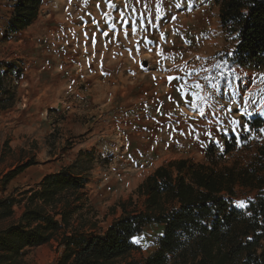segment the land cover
Returning a JSON list of instances; mask_svg holds the SVG:
<instances>
[{
  "label": "rangeland",
  "instance_id": "rangeland-1",
  "mask_svg": "<svg viewBox=\"0 0 264 264\" xmlns=\"http://www.w3.org/2000/svg\"><path fill=\"white\" fill-rule=\"evenodd\" d=\"M145 36L151 43L143 42ZM235 43V34L220 26L215 0H41L29 27L3 37L0 51V198L19 197L18 190L37 184L36 179L27 182L24 171L4 182L14 166L47 162L37 166L39 172L52 171L71 161L69 155L61 157L63 152L80 145L86 153L73 172L91 168L84 174L83 213L96 232H103L121 215L120 201L132 195L127 209L143 207L133 191L155 167L181 158L208 161L210 147L220 165L254 162L257 147L264 145V126L250 128L240 103H264V65L234 62ZM185 62L200 71L187 78L189 87L181 96L177 88L183 81L168 77L183 75ZM247 70L259 80L237 79ZM217 81L218 89L212 87ZM193 92L211 97V103ZM68 117L78 122L73 133H65ZM141 136L146 140L138 143ZM226 141L234 147L223 155ZM134 147L142 149L140 160L132 156ZM110 180L116 183L110 186ZM258 191L238 186L232 204L239 207L238 201ZM22 209L14 205L13 217L1 219L0 226L16 220ZM161 229L146 225L133 237L137 248L119 264L149 256ZM59 254L52 239L28 248L15 264H53Z\"/></svg>",
  "mask_w": 264,
  "mask_h": 264
},
{
  "label": "trees",
  "instance_id": "trees-1",
  "mask_svg": "<svg viewBox=\"0 0 264 264\" xmlns=\"http://www.w3.org/2000/svg\"><path fill=\"white\" fill-rule=\"evenodd\" d=\"M41 0H18L8 30L28 26ZM220 26L235 34L231 59L240 65H264V0H215ZM254 119L252 126L259 125ZM232 140L235 139L232 137ZM225 142L223 155L234 142ZM208 161L181 158L156 167L133 191L142 208L127 209L133 197L119 202L122 213L103 231L83 210L87 202L82 174L76 164L48 173L35 185L0 198V220L20 216L0 226V264H15L27 247L55 239L63 252L56 264H119L137 248L133 237L149 223L161 226L156 249L140 262L125 264H264V145L254 162L238 167L220 165L209 148ZM221 154L219 153L218 157ZM29 162L3 176L7 182ZM258 188L236 207V187Z\"/></svg>",
  "mask_w": 264,
  "mask_h": 264
},
{
  "label": "crops",
  "instance_id": "crops-1",
  "mask_svg": "<svg viewBox=\"0 0 264 264\" xmlns=\"http://www.w3.org/2000/svg\"><path fill=\"white\" fill-rule=\"evenodd\" d=\"M18 0H0V51L2 50V45H3V37H7V38H9L10 36H14L16 33H18L19 31H21L22 29H20V30H17V31H9L8 30V27H9V22H10V18H11V15H12V13H13V11H14V4L17 2ZM32 23V22H31ZM30 23V24H31ZM29 24V25H30ZM29 25L28 26H26V27H29ZM25 27V28H26ZM24 29V28H23ZM32 38H33V36H31V39L28 37V38H26L25 40L27 41V42H29V41H33L32 40ZM246 70V69H245ZM242 73H244L245 74V77L243 78L242 76H240L239 78H237V79H240L241 81L242 80H250L251 82L252 81H255L256 79H258L259 80V77H258V75H257V73H254V72H252V71H250V70H247V71H245V72H242ZM46 90H43L42 91V93L43 92H45ZM178 103H181V102H174L173 103V105H177ZM241 105V107H240V112H241V114H244L245 116H246V119H247V124H248V126L250 127V128H258L259 129V127H261V126H264V103H255V102H253V103H240ZM243 105H245V106H243ZM248 105H250V106H248ZM158 106H160V104H158ZM163 106V105H162ZM208 107V109H211L210 107H209V105L207 106ZM236 108V107H235ZM238 112V111H237ZM217 113H219V115H222L220 112H216L215 114H217ZM226 114V113H225ZM254 119H258V121H259V125H257V126H252L251 125V123H252V121L254 120ZM63 124H64V127H65V133H73V132H75V130H77V128H78V122L77 121H74V119L72 118V117H68V118H65V120H64V122H63ZM174 127V126H173ZM85 129V128H84ZM66 130H68V131H66ZM144 133H142L141 135H143ZM145 136V135H144ZM233 137H234V135H233ZM129 138V137H128ZM134 138V137H133ZM130 139V138H129ZM134 139H136V138H134ZM139 140V142L138 143H141V140L142 141H144V140H146V138L145 137H143V136H141V139H138ZM139 145H143V146H146V143H142V144H139ZM142 149L141 148H136V147H134L132 150H131V153H132V156H134L136 159H139L140 160V157H141V155H142ZM86 153V151L84 150V149H82V147H80V145H79V147H72V148H70V149H68V150H66L65 152H63L62 154H61V157H63V155H65L66 157H67V155H69V159L71 160V161H69L68 163H63L61 166H59L57 169H54V170H52V171H42V172H39V170H40V167H37V166H39V165H41V166H45L46 164H47V162H44L43 164H35V163H30V164H28L27 166H25L21 171H19L15 176H14V178L15 177H17L21 172L23 173V171H24V176L26 177V178H30V180H28L27 182H29V181H31V179L33 180V179H36V180H38L37 181V183L42 179V177L44 176V175H46V174H48V173H52V172H56V171H58V170H60L61 168H63V167H68V166H72L73 164H76V162H77V160H78V158H80L81 157V155H83V154H85ZM65 157V158H66ZM49 161H51V160H49ZM20 164H23V163H20ZM19 164V165H20ZM68 164V165H67ZM17 167V166H16ZM15 166H14V169L16 168ZM156 168V167H155ZM154 168V169H155ZM73 169H74V167H73ZM91 168H86V169H84V171H82V174L84 175L85 173H87V172H89V170H90ZM26 171V172H25ZM150 173H152V172H150ZM149 173V174H150ZM148 174V175H149ZM147 175V176H148ZM146 176V177H147ZM145 177V178H146ZM87 178V182H86V184H85V191L87 190V184H88V177H86ZM24 179V178H23ZM144 180V179H143ZM142 180V181H143ZM141 181V182H142ZM140 182V183H141ZM116 182H114V181H112V180H110V183H109V185L110 186H112L113 184H115ZM140 183H138V185L140 184ZM137 185V186H138ZM136 186V187H137ZM87 192V191H86ZM88 196V195H87ZM51 241V240H50ZM49 241V242H50ZM49 242H47V243H49ZM47 243H43V244H40V245H37V246H41V245H44V244H47ZM37 246H31V247H27L26 249H25V251L28 249V248H32V247H37ZM57 250L58 251H60V254H59V257L61 256V254H62V252H63V249L61 248V247H59L58 246V243H57ZM59 257L53 262V264H56L57 263V260L59 259Z\"/></svg>",
  "mask_w": 264,
  "mask_h": 264
},
{
  "label": "snow or ice",
  "instance_id": "snow-or-ice-1",
  "mask_svg": "<svg viewBox=\"0 0 264 264\" xmlns=\"http://www.w3.org/2000/svg\"><path fill=\"white\" fill-rule=\"evenodd\" d=\"M136 2L139 3L140 0H136ZM110 6H111V7H115V5H110ZM125 7H128V4H127V3L125 4ZM176 7L178 8V7H180V5L177 4ZM190 7H191V6L189 5V8H190ZM132 11L135 12L136 9H132ZM159 12H160V9L157 8V13H159ZM106 15H107V14H106ZM123 17H124V13L122 12V13H121V19H123ZM172 18L175 19V17H172ZM124 23H129V21L125 20ZM135 23H136L135 21H132V22H131V24H132V32H133V34H135L136 31H137V28H136V26H135ZM153 26H154V25H153ZM141 27H143V25H141ZM174 34H175V33H174ZM105 35H106V33H105ZM125 35H127V33H125ZM161 38L164 39V34H163V33H161ZM143 42H144L145 44H149V43H151V42L148 40V38H147L146 36L143 38ZM186 43H189V42L186 41ZM149 51H151V48H149ZM157 55L161 56L162 58H167V57L164 56V54H163L161 51H159V50H158V52H157ZM230 55H231V54H230ZM197 59H199V58H197ZM142 67H143V65H142ZM215 67H216V68H219L220 65H215ZM199 71H200V69L190 68V67L187 65V62H185V66H184L183 68L180 69V72H182L183 75H181V76H175V77H173V76H169V77H168V80H169L170 82H171L173 79L183 81V83H181V84L179 85V87L177 88V91H180L181 96H183V95L185 94V91H184V90L187 89V88L189 87V85H188V83H187V78L191 77V75H192L193 72L199 73ZM204 71H207V69H204ZM218 75H220L221 77H223V76H224V73L221 72V73H218ZM262 75H264V74H262ZM205 79H206V77H205ZM194 87H195L196 89H198V90L201 89V85H200L199 83H195ZM212 87L218 89V88H219V82L217 81V83L214 84V85H212ZM227 87H231V85L226 86V90H227ZM192 95H193L194 97L200 99L201 101H206V102L211 103V99H212L211 97L200 96L199 92H193ZM169 99H171V97H169ZM262 102H264V101H262ZM192 106H193V107L196 106L194 101H193V105H192ZM200 114H201V115L204 114V110H203V108L200 109ZM232 123H233V125H235L237 122L234 120V121H232ZM233 130H235V129H233ZM248 130H249V129H248L247 125H245V126H244V131H248ZM261 131L264 132V129H261ZM237 205H238L239 207H241V208L246 207V203H245V201H238V202H237ZM136 242H139V241L137 240Z\"/></svg>",
  "mask_w": 264,
  "mask_h": 264
}]
</instances>
